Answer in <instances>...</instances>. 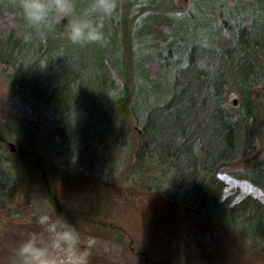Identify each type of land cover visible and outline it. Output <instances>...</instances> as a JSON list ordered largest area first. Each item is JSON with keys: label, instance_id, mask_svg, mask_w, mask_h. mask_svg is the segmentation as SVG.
I'll list each match as a JSON object with an SVG mask.
<instances>
[{"label": "rangeland", "instance_id": "obj_1", "mask_svg": "<svg viewBox=\"0 0 264 264\" xmlns=\"http://www.w3.org/2000/svg\"><path fill=\"white\" fill-rule=\"evenodd\" d=\"M127 1L119 0L116 12L105 21L106 43L103 46L81 47L65 38V25L60 27L54 22L51 30L42 36L25 23L18 0H0L17 23L14 29L19 30L14 36L7 35L4 39L6 50L4 48L3 56L15 62L17 68L6 73V79L0 74V131L12 138L10 142L14 146L17 147L15 142H20L21 150L36 151L43 160L44 168L56 164V146L67 162L73 164L78 161L89 168L92 173L89 169L81 171L77 178L52 175L53 191L68 202L66 208L70 206L75 211L84 210L93 218L102 214L109 216L106 221L120 224L130 234L135 247L140 249L138 252L159 264H263L262 258L249 248L242 236L216 226L214 220L209 222L205 217L197 216L192 206L171 204L166 199L140 190L136 193V188L131 190L129 186L122 190L123 183L146 182L145 175L156 171L155 158L162 151L155 149L148 157L143 154L144 146L136 138L125 141L121 138L123 136L118 138L107 133L99 139L107 128L103 124L107 109L101 108L98 100L105 96V87L111 77L104 63L111 66V71L127 72V76L132 77L130 86L134 92L129 107L135 109L134 115L137 114L147 125L164 127L161 122L163 117L156 116L157 112L154 111L158 109V105H153L157 88L143 77L145 62L161 49L148 33L150 23L163 18V15L152 0H132L130 17L139 4L147 2L148 15L142 22L136 19L132 21L131 18L129 26H122L120 11ZM86 2L80 0L81 7ZM178 3L185 13L180 17L181 14L177 13L180 11L170 8V16L175 20L173 37L178 38L180 43L170 47V50L183 54L187 53L192 39H195L194 44L208 46L209 43L202 41V38L212 36L210 23L213 25L214 20L211 10L222 12L229 19L237 8L241 13H253L255 8L254 4L251 5L252 0H178ZM62 23L66 24V21ZM176 57L183 58L181 55ZM180 63L186 67L185 60ZM15 87L26 89L30 104L22 102L20 94L14 92ZM116 87L120 89L121 84L117 83ZM169 88L170 85L166 83L163 92H169ZM33 89L46 100L53 101L58 114L53 115L40 102L34 101ZM235 90L231 88L228 94L226 102L229 107L238 104L239 95ZM234 100H237L236 105ZM234 110L232 112L237 114ZM139 129L135 127V132ZM256 132L260 133L257 141V147L261 150L259 158H263L264 118L259 120ZM57 133H63L65 138L58 140ZM10 147L11 152L16 151L12 146L4 148L8 155H11ZM163 147L171 154L175 151L167 144ZM15 159L19 165L9 169L25 178V181H21L23 189L20 200L24 203L25 199L28 201V210H25V206L12 218L0 214V264H11L13 249L26 234L41 231V228L31 224L38 222L40 216L63 219L47 206L41 181L28 162L31 160L19 156H15ZM249 166L253 168L255 164L250 163ZM146 170L150 171L143 175L142 171ZM258 171L264 172V168ZM173 173H167L166 178L174 177ZM218 175L224 183L223 194L234 201L248 192L264 200V193L261 194L259 188L248 181L224 171ZM110 200L114 201L111 205ZM95 201L97 207L91 206ZM31 206L36 211L32 212ZM84 232L80 231L82 246L86 247L92 238L84 236ZM92 240L95 244L90 249L91 259L96 251L103 252V249H99V240ZM106 251H112L110 255L118 257L115 261L111 260V264H152L150 260L145 261L141 255L137 256L118 245H115L114 253L113 250ZM91 264L103 263L94 260Z\"/></svg>", "mask_w": 264, "mask_h": 264}, {"label": "trees", "instance_id": "obj_2", "mask_svg": "<svg viewBox=\"0 0 264 264\" xmlns=\"http://www.w3.org/2000/svg\"><path fill=\"white\" fill-rule=\"evenodd\" d=\"M133 2L128 0L122 4V26H129L131 18L132 21L136 19L142 22L148 15L147 2L139 4L130 17ZM151 2H154L163 18L151 22L148 33L161 49L145 62L143 77L157 88L153 105H158V109L153 110L157 112L156 116L163 117L161 122L164 127L147 125L137 114L134 115L135 109L129 107L134 92L130 86L132 77L127 76V72L111 71V66L104 63L111 77L105 87V96L98 100L101 108L107 109L103 116V124L107 128L99 139L107 133L118 138L123 136L121 138L125 141L136 138L144 146L143 154L148 157L155 149H161V155L155 158L156 171L146 175L144 173L150 170L142 171L146 182L123 183L122 190L129 186L131 190L136 188V193L140 190L166 199L171 204L192 206L197 216L205 217L209 222L214 220L216 226L242 236L264 264V200L248 192L234 201L223 194L224 183L218 175L224 171L248 181L258 187L261 194L264 193V172L258 171L264 168V157L259 158L261 150L257 141L260 133L256 132L259 120L264 118V0H252L251 5H255L253 13H241L237 8L229 19L222 12L211 10L214 20L213 25L210 23L212 36L202 38V41L209 43L208 46L194 44L195 39H192L186 54L170 50V47L180 43L178 38L173 37L175 20L170 16V8L180 11L177 13L181 17L185 13L182 5L178 0ZM16 24L9 9H4L0 4V74L5 79L6 73L17 68L15 62L3 56L6 50L4 39L19 31L14 29ZM56 24L60 27L66 25L62 21ZM177 55L183 58L175 59ZM183 60L187 63L185 68L180 63ZM117 83L121 84L120 89L116 87ZM166 83L170 85V91L164 93L162 88ZM231 88H235L239 95L235 107H229L226 102ZM25 90L14 88L26 105L30 103ZM32 91L34 101L40 102L53 115L58 114L53 101L46 100L34 89ZM234 108L237 114L232 112ZM135 127L141 130L135 132ZM167 128L168 131H165ZM57 134L58 140L65 138L63 133ZM11 139L0 131V214L3 217L12 218L25 206V210H28V201L25 199L24 203L20 200L23 189L21 181H25V178L9 169L19 165L15 156L24 160L28 158L41 181L47 206L74 224L79 231L84 230V236L99 240V249H103L104 253L96 251L91 261L111 264V260L115 261L118 257L110 255L112 251L106 249L114 253V247L118 245L137 256L141 255L145 261L159 264L138 252L140 249L135 247L130 234L120 224L106 221L109 216L102 214L93 218L84 210L75 211L70 206L66 208L68 202L53 191L52 175L77 178L80 177L78 172L89 168L78 161L73 164L67 162L57 146L54 155L56 164L52 163L48 168L43 167V160L36 151L21 150L18 141L15 142L17 147L14 146L16 151L11 152L10 147L11 155H8L4 148L12 146ZM164 144L175 151L171 154L163 150ZM250 163H254L255 167H250ZM169 172H174L175 176L166 178ZM96 201L91 206L97 207ZM113 202L110 200L109 205ZM31 211H36L35 207L31 206ZM31 224L41 228L38 222Z\"/></svg>", "mask_w": 264, "mask_h": 264}, {"label": "clouds", "instance_id": "obj_3", "mask_svg": "<svg viewBox=\"0 0 264 264\" xmlns=\"http://www.w3.org/2000/svg\"><path fill=\"white\" fill-rule=\"evenodd\" d=\"M119 0H18L23 20L42 36L53 23L66 21L64 35L73 45L103 46L106 43L105 21L116 12ZM39 232H30L12 252L11 264H91L90 249L95 241L82 246L77 227L66 219L42 215Z\"/></svg>", "mask_w": 264, "mask_h": 264}, {"label": "water", "instance_id": "obj_4", "mask_svg": "<svg viewBox=\"0 0 264 264\" xmlns=\"http://www.w3.org/2000/svg\"><path fill=\"white\" fill-rule=\"evenodd\" d=\"M233 102H234V105L237 104V100H234ZM11 145H12V147H13V149H14V145H13V144H11Z\"/></svg>", "mask_w": 264, "mask_h": 264}]
</instances>
